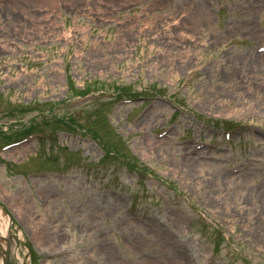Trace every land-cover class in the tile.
I'll return each mask as SVG.
<instances>
[{"label": "rangeland", "instance_id": "rangeland-1", "mask_svg": "<svg viewBox=\"0 0 264 264\" xmlns=\"http://www.w3.org/2000/svg\"><path fill=\"white\" fill-rule=\"evenodd\" d=\"M263 41L264 0H0V144L55 113L84 126L0 153L8 264H264V57L251 60ZM85 85L97 100L61 108ZM117 87L141 94L113 107ZM152 88L182 113L161 100L145 109ZM225 120L244 134L182 154L176 140H219ZM109 147L119 154L103 158ZM43 166L60 175H17Z\"/></svg>", "mask_w": 264, "mask_h": 264}, {"label": "bare ground", "instance_id": "bare-ground-1", "mask_svg": "<svg viewBox=\"0 0 264 264\" xmlns=\"http://www.w3.org/2000/svg\"><path fill=\"white\" fill-rule=\"evenodd\" d=\"M260 56H262V57H264V54H259L258 56H256V57H253V59H251V60H254V59H257V57H260ZM165 148V150L166 149H168L169 147H167L166 145L163 147V149ZM202 165L203 164H200L199 166H201L200 167V174H202V171H203V167H202ZM189 168H192V171L194 170V168L197 166V162L196 163H193V162H189L188 163V165H187ZM236 185H239L238 183L236 184ZM240 186V185H239ZM13 205V204H12ZM13 206H16L17 207V209H20V208H23V207H20V206H25V202L24 201H22V199H21V201L19 202L18 201V203H16V204H14ZM10 219L7 217V215L5 214V212H4V210L0 207V236H5V233L7 232V230H8V228H9V225H10ZM51 234V233H50ZM52 235V234H51ZM39 238H38V240H39V242L40 243H43L42 242V240H44L45 238H47V236H48V234H46L45 235V233L43 234V233H41V234H38L37 235ZM56 235H52V237L51 238H53V237H55ZM1 239V238H0ZM48 239V238H47ZM50 239V238H49ZM46 240V239H45ZM1 252V251H0ZM186 261H187V259H185ZM0 264H1V256H0ZM186 264H195L194 262H190V261H188V263H186Z\"/></svg>", "mask_w": 264, "mask_h": 264}, {"label": "water", "instance_id": "water-1", "mask_svg": "<svg viewBox=\"0 0 264 264\" xmlns=\"http://www.w3.org/2000/svg\"><path fill=\"white\" fill-rule=\"evenodd\" d=\"M0 250L2 253V264H7L8 250L7 248H3L2 246H0Z\"/></svg>", "mask_w": 264, "mask_h": 264}]
</instances>
